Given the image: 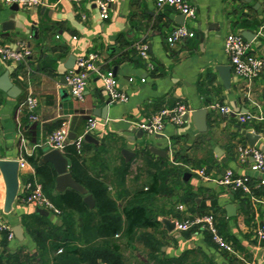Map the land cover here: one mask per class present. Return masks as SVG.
I'll list each match as a JSON object with an SVG mask.
<instances>
[{"label": "crops", "instance_id": "1", "mask_svg": "<svg viewBox=\"0 0 264 264\" xmlns=\"http://www.w3.org/2000/svg\"><path fill=\"white\" fill-rule=\"evenodd\" d=\"M42 1L15 10L0 0V45L13 49L25 45L30 50L21 62L0 58V85L7 73L14 87L9 91L0 87V161L18 163V184L10 203L0 170V213L11 228L20 225L23 233L21 241H9L10 252L53 259L57 250L45 235L52 226L66 232V239L77 238L79 247L85 245L84 216L74 212V222L67 227L61 213L37 214V206L23 201V189L28 180L38 179L27 157L41 159L47 135L68 122L76 138L85 132L87 119L95 117L100 123L90 134L97 142L83 141L81 161L88 174L103 181L117 204L120 230L110 239L125 264H264V242L255 232L264 224V185L254 188L259 201L252 203L240 190L218 182L228 169L254 183L264 179V173L251 169L252 159L241 157L238 150L252 146L244 133L247 129L264 139L260 118L264 116V68L249 93L232 72L226 88L216 69L230 65L225 36L243 30L254 33L251 48L264 59V0H188L195 17H185L183 24L194 36L173 44L166 39L181 25L182 13L172 7L157 9L155 0H110L106 19L100 17L94 0ZM137 42L147 44L149 62L138 55L133 46ZM90 52L98 55L102 69L114 72L126 101L110 102L96 76L88 80L82 99L69 92L63 96L69 57ZM74 67L75 62L70 69ZM30 93L37 100L35 120L22 105ZM177 102L190 112L205 108L206 131H197L190 112L182 124L167 123L160 136L140 127ZM217 105L234 113L222 114ZM239 112L250 113L253 119L241 123ZM253 146L260 148V140ZM123 149L132 154L126 158ZM22 158L27 162L24 167L19 166ZM68 164L70 169L69 159ZM201 168L207 178L195 172ZM57 193L62 192L54 187L52 194ZM204 214L213 215L217 231L235 253L220 248L208 231H168L162 222ZM30 223L39 227L44 246L30 235L26 227Z\"/></svg>", "mask_w": 264, "mask_h": 264}, {"label": "built area", "instance_id": "2", "mask_svg": "<svg viewBox=\"0 0 264 264\" xmlns=\"http://www.w3.org/2000/svg\"><path fill=\"white\" fill-rule=\"evenodd\" d=\"M6 6L16 4L22 7H31L43 3L42 0H1ZM79 1V0H70ZM101 18L109 17L110 0H94ZM157 9L164 7H172L184 14L186 18L195 17V8L188 0H155ZM194 32L185 24L178 25L173 28L170 35L167 36V42L173 44L186 37H193ZM138 55L150 61L148 47L146 43H134ZM224 50L228 55L231 72L242 79L245 83L246 91L249 93L252 81L257 77L260 71L264 68V59L251 48V42L247 41L240 33H229L224 38ZM30 54V50L25 45L13 49L0 45V58L4 61L21 62ZM99 57L95 52H90L80 55L76 58L75 67L69 69L66 73V85L69 88V94L75 99H82L83 93L87 86L88 80L92 76L100 78L102 88L106 93L110 102H123L127 100L125 92L118 88L117 79L114 72L110 69H102L99 63ZM131 81L132 78H129ZM144 81V78L141 79ZM29 110V117L31 120L37 119L34 111L37 105L36 97L29 94L22 103ZM217 108L222 114L230 115L234 113L228 106L217 105ZM189 109L181 102H177L172 108H163L154 113L147 121L140 124V127L149 135H159L164 133L167 123L182 124L184 115L189 113ZM238 120L244 123L253 119L250 113H237ZM264 119V116L260 117ZM99 120L95 117L87 119L85 132L74 138L69 139V124L65 122L60 126L54 128L46 137L43 144L44 148L58 149L64 153L65 147L73 143L76 151L82 153L83 137L85 133H92V131L99 124ZM264 138V136H263ZM260 143H264V139L259 136ZM263 140V141H262ZM241 157L252 159L251 169L264 173V153L255 146L243 145L238 148ZM27 164L25 159L19 161V166L24 167ZM195 172L202 178H207L204 169H197ZM222 185H227L234 190H240L247 195L250 201L258 202L259 198L254 194L256 186L264 185V179L260 178L255 183L248 177L236 176L232 170H226L222 177L218 179ZM23 201L31 205L41 207L45 210L51 211L54 214H60L61 210L52 202V200L44 193L43 186L39 179L33 177L28 180L23 189ZM179 208H182L181 206ZM174 228L177 231H188L190 229H199L201 231H208L212 240L222 249L235 253L233 246L219 234L215 225L212 214H204L193 216L182 221L175 222ZM256 236L259 240L264 242V224H259L256 229ZM5 233L9 241L15 238L11 226L0 213V234Z\"/></svg>", "mask_w": 264, "mask_h": 264}, {"label": "trees", "instance_id": "3", "mask_svg": "<svg viewBox=\"0 0 264 264\" xmlns=\"http://www.w3.org/2000/svg\"><path fill=\"white\" fill-rule=\"evenodd\" d=\"M42 152L43 149L40 150L39 154L42 155ZM64 155L71 162L69 171L73 178L92 194L95 201L93 209L88 208L83 202V196L75 190L66 189L62 193L52 194L56 176L52 165L50 163L40 164L39 155L28 156L27 159L34 165L44 193L61 210L65 225L67 227H69V224L70 227L72 226L74 212L84 216L83 223L85 221V225L81 228V235L84 238L85 245L79 247L75 244L77 238L73 240L72 237L66 239V232L52 226L45 235L51 247L57 250V255L49 260L28 253L23 255L21 251L10 252L8 249L9 240L6 234L3 233L0 240V264H125L121 253L110 239L120 230L117 215L118 207L115 200L107 193L103 181L86 172L81 161V154L76 151L73 143L65 147ZM121 173L120 176L123 178L125 171ZM40 219L45 218L40 217ZM91 223L94 224L91 225ZM26 227L29 229L34 241L40 246L43 245L44 242L39 227L33 223L26 224ZM99 235L104 236L105 240L97 241L96 238Z\"/></svg>", "mask_w": 264, "mask_h": 264}, {"label": "water", "instance_id": "4", "mask_svg": "<svg viewBox=\"0 0 264 264\" xmlns=\"http://www.w3.org/2000/svg\"><path fill=\"white\" fill-rule=\"evenodd\" d=\"M12 9H18V5L13 4ZM185 19V15L182 14L181 17L179 18V24H183ZM241 35L249 42H251L255 35L254 33L248 31V30H243L241 32ZM76 60V57L71 55L65 65L67 69H70L72 67V64H74ZM220 78L222 80L223 85L226 88L230 87V81H231V66L230 65H219L216 67ZM1 89L5 91H9L13 89V85L10 83L8 79L7 73L4 74L3 79H2V84L0 85ZM68 92L69 88L67 87L66 89L62 90L63 96L68 97ZM104 110H102V113L100 111V114H103L104 116ZM190 115L193 120V124L197 131L199 132H204L207 129V110L205 108H198L194 109L190 112ZM189 116V113H186L184 115V120H186ZM246 137L248 138L250 145H255L259 141V136L248 129L244 131ZM157 136H160L157 135ZM69 138L74 139L75 135L71 132H69ZM84 141L86 142H97V140L90 134V133H85L83 137ZM260 148L264 152V143H260ZM157 153H159V150L154 149ZM164 152V151H161ZM123 155L128 158L130 154H132L131 151L127 149L122 150ZM40 163H50L54 169V172L56 174L55 176V190L57 192H64L66 189H72L78 192L79 194L83 195V202L89 207L92 208L94 207L95 201L91 193L87 192V189L79 183L76 179L73 178L71 172L69 171V164H68V158L64 155L63 152H61L58 149H49V148H43V154L40 159ZM17 168H18V163L16 161L12 160H1L0 161V170L4 173L5 178H6V187H7V199L8 203L11 202L15 195V191L17 188ZM183 176L186 177L188 176V173L185 172L183 173ZM228 209H233L231 205L227 207ZM36 213L40 215H48V211L41 208V207H36ZM163 224L165 225V228L168 231H171L175 223L171 222L168 218H164L162 220ZM12 231L14 233V236L18 240L23 239V233L20 225H16L12 228Z\"/></svg>", "mask_w": 264, "mask_h": 264}]
</instances>
